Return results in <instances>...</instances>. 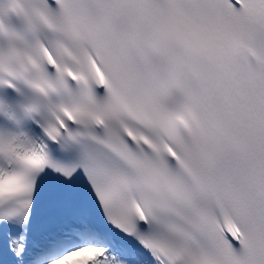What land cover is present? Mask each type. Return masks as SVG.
I'll return each instance as SVG.
<instances>
[{
    "label": "snow or ice",
    "instance_id": "snow-or-ice-1",
    "mask_svg": "<svg viewBox=\"0 0 264 264\" xmlns=\"http://www.w3.org/2000/svg\"><path fill=\"white\" fill-rule=\"evenodd\" d=\"M0 264H264V0H0Z\"/></svg>",
    "mask_w": 264,
    "mask_h": 264
}]
</instances>
